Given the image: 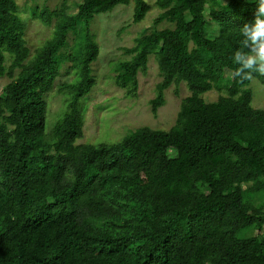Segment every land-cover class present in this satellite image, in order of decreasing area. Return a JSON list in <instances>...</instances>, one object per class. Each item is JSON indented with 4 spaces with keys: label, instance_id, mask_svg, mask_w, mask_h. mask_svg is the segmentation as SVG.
Masks as SVG:
<instances>
[{
    "label": "trees",
    "instance_id": "1",
    "mask_svg": "<svg viewBox=\"0 0 264 264\" xmlns=\"http://www.w3.org/2000/svg\"><path fill=\"white\" fill-rule=\"evenodd\" d=\"M128 2L81 0L73 14L67 5L34 7L32 16L54 27L30 55L16 1L0 0V77L10 79L0 96V264H264V109L251 104V79L232 77L225 95L202 97L235 70L254 0H155L154 24L173 27L123 47L129 58L116 64L115 83L135 97L154 53L161 80L152 111L172 83L189 90L175 123L79 144L78 100L94 85L98 53L90 21ZM148 10L134 0L133 22ZM66 61L77 78L64 85L67 110L46 138L44 96Z\"/></svg>",
    "mask_w": 264,
    "mask_h": 264
},
{
    "label": "rangeland",
    "instance_id": "2",
    "mask_svg": "<svg viewBox=\"0 0 264 264\" xmlns=\"http://www.w3.org/2000/svg\"><path fill=\"white\" fill-rule=\"evenodd\" d=\"M17 13L24 23V38L30 49V55L46 39L51 37L54 19L51 24H43L31 14L36 6H46L51 10L68 6V13L76 12V5L81 0H15ZM149 10L144 18L133 22L134 0L127 4H117L111 11L98 13L90 21V30L98 46L96 59L91 62V73L95 82L90 91L78 100V106L83 117V134L77 143H116L131 131L148 126L153 129L168 130L176 120L181 100L189 94L184 81L172 83L164 92V103L154 113L150 101L156 95V84L161 80L154 53L148 56L147 66L137 74L138 89L135 97L125 95V90L115 83L118 62L129 56L122 50L131 47L135 38L157 28L173 27V24L163 21L154 24L157 15L162 11L155 0H146ZM209 32L213 31L208 27ZM72 35L68 36L67 45L61 50L68 54L73 51ZM7 61L6 63H8ZM77 78V71L72 68V62L62 64L52 90L44 96L46 102L45 136L50 138L56 123L63 117L71 98V93L64 85L72 83ZM232 79V73L225 70L222 83L218 87L202 94L207 102L215 101L226 94V87ZM10 79L0 77V96L5 95V85ZM252 90L251 104L255 108L264 109V85L252 77L249 83ZM169 157L176 156L174 149L168 150ZM260 234V232H257Z\"/></svg>",
    "mask_w": 264,
    "mask_h": 264
},
{
    "label": "clouds",
    "instance_id": "3",
    "mask_svg": "<svg viewBox=\"0 0 264 264\" xmlns=\"http://www.w3.org/2000/svg\"><path fill=\"white\" fill-rule=\"evenodd\" d=\"M254 19L240 29V48L232 54L236 66L233 78L250 80L253 74L264 76V0H254Z\"/></svg>",
    "mask_w": 264,
    "mask_h": 264
}]
</instances>
